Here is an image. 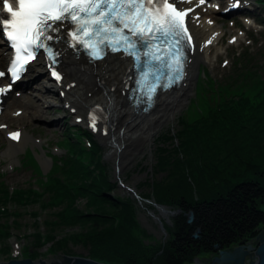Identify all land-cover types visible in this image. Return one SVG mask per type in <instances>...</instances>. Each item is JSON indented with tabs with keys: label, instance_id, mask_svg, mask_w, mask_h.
Here are the masks:
<instances>
[{
	"label": "trees",
	"instance_id": "trees-1",
	"mask_svg": "<svg viewBox=\"0 0 264 264\" xmlns=\"http://www.w3.org/2000/svg\"><path fill=\"white\" fill-rule=\"evenodd\" d=\"M233 57L227 75L217 82L219 91L230 88L231 95L205 117L181 122L176 143L156 152L153 174L162 175L152 180L150 190L142 197L180 209L181 213L170 216L172 227L167 241L143 243L135 201L103 195L110 191L104 169L95 174L80 162L71 163L66 174L80 183L55 181L48 188L50 205H60L66 199L72 202V190L90 196L93 211L63 206L53 223L57 227L85 228L84 233L69 240H85L89 258L107 264H191L195 257L217 254L264 230V210L259 206L264 198V91L249 94L248 86L257 77L252 74L247 50L235 51ZM91 150L98 151V143L93 141ZM31 193L28 189L24 199L15 192V199L33 201L29 199ZM2 194L5 200L6 192ZM37 199L42 202L40 196ZM187 211H192L191 223L185 221L183 212ZM98 220L101 223L97 224ZM195 230L199 231L194 238ZM36 240L42 245L49 238L37 233ZM63 245L62 238L56 249ZM62 253L72 251L66 248Z\"/></svg>",
	"mask_w": 264,
	"mask_h": 264
},
{
	"label": "rangeland",
	"instance_id": "rangeland-1",
	"mask_svg": "<svg viewBox=\"0 0 264 264\" xmlns=\"http://www.w3.org/2000/svg\"><path fill=\"white\" fill-rule=\"evenodd\" d=\"M226 1L223 0L222 8ZM246 1L253 4L255 0ZM256 1L260 7L256 6L255 10L264 9V0ZM211 14V17L206 18L215 23L218 38L211 43L209 40L205 42L203 60L196 69L186 100L182 102L177 112H174L173 118L156 132L151 145H145L143 150H136L133 158L119 166L120 168L114 167V160L107 156L111 149L98 140L96 136L98 134L82 124L73 109L63 105L54 94H44L43 97L39 95L40 99L33 95L25 97L26 101L31 103L30 107H33V110L36 108L40 113L38 117L36 116L37 119L24 123L34 142L22 146L9 157L5 155L8 143L0 132V261L23 258L48 260L62 254L89 258L87 254L89 246L85 240H69V237L77 233H84L85 228L78 229L75 225L57 227V224L54 226L53 223L56 221L57 212L63 206L84 212L93 211L95 208L92 202L90 203V196L72 190L71 195L74 196L72 202L66 199L60 205L48 203V188L55 181L68 182L71 185L80 183L66 174L69 165L78 162L94 170L95 174L99 169L106 171L110 184L108 194L120 199L131 197L135 201L134 213L143 233V243L161 244L169 239L171 217H168V222L162 217L159 219L166 233L163 236L154 218L148 214L151 210L156 214L152 202H157L142 197L150 190L152 180L162 175L153 174L156 169V152L170 148L176 143L181 122L192 123L205 117L211 108L231 95L230 88L219 91L217 82L222 75L226 76L232 67L235 51L247 50L250 68L254 70L252 74H256L257 77L248 86L249 94L264 91V80H260L264 77V27L259 26L260 19L256 16L247 17L244 11L232 13L229 17L222 16L218 11ZM33 68L43 69L40 58L34 62L31 69ZM45 99L51 100V104L47 105ZM136 134L128 133L126 138L134 144L137 141ZM93 141L98 143V151L91 150ZM120 146L122 148L123 144ZM41 161L43 165L40 164ZM126 188L134 191L138 197L132 195ZM28 189L32 192L29 199L33 201L17 202L15 192L26 199ZM3 192H6L5 200ZM38 196L42 202L37 199ZM259 206L264 210V198ZM103 208L112 212L106 205H103ZM186 213L183 212L185 216ZM99 223L100 220L97 221V224ZM37 233L47 236L49 240L39 245L36 240ZM62 238L64 245L61 249H56ZM52 247L54 250H50ZM66 248L72 253H62ZM203 256L207 255L200 257Z\"/></svg>",
	"mask_w": 264,
	"mask_h": 264
},
{
	"label": "snow or ice",
	"instance_id": "snow-or-ice-1",
	"mask_svg": "<svg viewBox=\"0 0 264 264\" xmlns=\"http://www.w3.org/2000/svg\"><path fill=\"white\" fill-rule=\"evenodd\" d=\"M186 2L189 0H3L2 11L8 17L0 19V29L13 56L9 66L0 70V78L7 74L11 80L0 86V93L11 89L40 50L49 61L51 75L60 81L55 66L61 53L52 42L62 39L60 33L67 26L69 46L84 49L92 60L103 59L109 51L130 57L138 70L136 91L153 103L159 88L167 89L185 76L181 44L185 38L191 40L186 19L193 11L179 6ZM204 3L199 0L200 5ZM239 3L235 0L231 7ZM162 76L165 83H161ZM90 120L95 130L97 117ZM9 136L17 139L19 133Z\"/></svg>",
	"mask_w": 264,
	"mask_h": 264
},
{
	"label": "bare ground",
	"instance_id": "bare-ground-1",
	"mask_svg": "<svg viewBox=\"0 0 264 264\" xmlns=\"http://www.w3.org/2000/svg\"><path fill=\"white\" fill-rule=\"evenodd\" d=\"M208 9V6L203 5L190 14L189 22L193 34V44L184 80L178 88L159 94L156 104L146 114L135 112L134 107L126 101V92L132 79L129 70L130 61L127 58H119L118 55L91 63L87 62L82 55L75 56L63 51L59 64L62 79L59 83L48 81L43 69L34 68L32 70L33 79L21 77L19 87L23 89V97H7L5 100L7 102L6 110L0 113L4 118L9 111L7 109L10 104L22 108L21 113L15 118L4 119L6 123L22 129L21 137L16 143L7 141L5 155L11 157L22 146L34 142L24 123L37 119L36 116L40 113L36 111V108L33 110V107H30L31 103L29 104L25 97L33 95L40 99L39 95L43 97L44 94L50 93L54 94L63 105L73 109L75 116L80 117L82 124L89 129L93 130L90 126V117L93 115L97 117L96 129L93 131L98 134V140L111 149L107 156L114 160V167L120 168L121 165L129 162L136 150H143L145 145H151L156 132L173 118L174 112L186 100L196 69L203 60L205 42L217 40L218 31L215 23L204 17ZM212 10L208 11L212 12ZM5 58L0 53V59L4 60ZM34 80L35 82H32ZM44 102L49 105L52 101L45 99ZM134 132L137 133V141L132 144L133 142L126 138V135ZM125 142L128 144L125 145ZM120 144H123L122 148ZM116 147H118L117 150ZM40 164L44 163L41 161ZM115 174L117 175V173ZM158 218L160 219L161 216Z\"/></svg>",
	"mask_w": 264,
	"mask_h": 264
},
{
	"label": "water",
	"instance_id": "water-1",
	"mask_svg": "<svg viewBox=\"0 0 264 264\" xmlns=\"http://www.w3.org/2000/svg\"><path fill=\"white\" fill-rule=\"evenodd\" d=\"M137 112L138 110L135 109ZM103 195L111 197L108 193H103ZM153 210L156 211L158 216H161L165 222H168L169 216H175L181 213L179 208L170 209L166 205L158 204L152 202ZM156 221L160 232L163 236L166 235L162 229V223L160 222L158 216L152 210L148 213ZM193 215L191 211L186 213V222L191 223ZM197 231L195 230L192 237L197 236ZM194 263L197 264H264V230L259 232L258 235L249 238L247 240L243 239L238 244L233 245L226 249H220L217 254H209L208 256L195 257ZM0 264H107L104 262H99L97 260L72 256V255H59V257L51 259H36L31 260L28 258L23 259H10L7 261H0Z\"/></svg>",
	"mask_w": 264,
	"mask_h": 264
},
{
	"label": "flooded vegetation",
	"instance_id": "flooded-vegetation-1",
	"mask_svg": "<svg viewBox=\"0 0 264 264\" xmlns=\"http://www.w3.org/2000/svg\"><path fill=\"white\" fill-rule=\"evenodd\" d=\"M209 254H207V256H208Z\"/></svg>",
	"mask_w": 264,
	"mask_h": 264
}]
</instances>
